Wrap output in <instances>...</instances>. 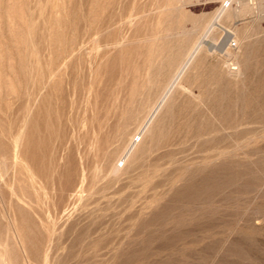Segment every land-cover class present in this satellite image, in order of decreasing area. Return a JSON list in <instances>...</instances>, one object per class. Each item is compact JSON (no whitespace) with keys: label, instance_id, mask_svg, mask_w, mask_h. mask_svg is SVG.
I'll list each match as a JSON object with an SVG mask.
<instances>
[{"label":"rangeland","instance_id":"obj_1","mask_svg":"<svg viewBox=\"0 0 264 264\" xmlns=\"http://www.w3.org/2000/svg\"><path fill=\"white\" fill-rule=\"evenodd\" d=\"M0 264H264V0H0Z\"/></svg>","mask_w":264,"mask_h":264},{"label":"bare ground","instance_id":"obj_2","mask_svg":"<svg viewBox=\"0 0 264 264\" xmlns=\"http://www.w3.org/2000/svg\"><path fill=\"white\" fill-rule=\"evenodd\" d=\"M228 45H229L230 47L232 46V45L229 44V43H228ZM199 46H200V45H199ZM196 49H197V48H196ZM194 53H195V51H194ZM190 58H191V54L189 55L188 60H189ZM182 67H183V66H182ZM182 67H181V68H182ZM240 71H241V70H240ZM180 73H181V72H180ZM171 75H172V74H171ZM167 77H168V76H167ZM177 78H178V77H177ZM173 81H174V80H173ZM173 83H174V82L171 83V86L174 85ZM143 85H144V84H143ZM168 86H169V85H168ZM171 86H170V87H171ZM170 87H169V88H170ZM164 97H165V96H164ZM131 99H132V98H131ZM109 100H110V99H109ZM157 107H158V106H157ZM127 112H128V111H127ZM152 114H153V113H152ZM125 118H126V117H125ZM123 120H124V119H123ZM145 121H146V120H145ZM147 123H148V120H147L146 122H143V121H142L141 124H140V126L138 127V131H139V130H140V131L143 130V129L145 128V126L148 125ZM180 125H181V124H180ZM210 126H211V125H210ZM108 127H109V126H108ZM117 130H118V129H117ZM136 130H137V129H136ZM108 131H109V130H108ZM140 131H139V132H140ZM212 131H213V130H212ZM139 132H137L136 134L138 135ZM136 134L133 135L134 138H135V135H136ZM180 134H181V133H180ZM116 135H117V134H116ZM139 135H141V134H139ZM193 135H194V134H193ZM214 135H215V134H214ZM216 136H217V135H216ZM216 136H215V137H216ZM133 137H132V138H133ZM115 138H116V137H115ZM115 138H114V139H115ZM211 138H212V137H211ZM116 139H117V138H116ZM210 140H211V139H210ZM219 140H220V139H219ZM116 141H117V140H116ZM116 141H115V142H116ZM132 141H133V140H132ZM220 141H221V140H220ZM222 142H223V141H222ZM103 143H104V142H103ZM122 143H123V142H122ZM133 143H134V142H133ZM218 143H219V142H218ZM166 144H167V143H166ZM209 144H211V143H209ZM101 145H102V144H101ZM104 145H105V144H104ZM132 145H134V144H132ZM132 145H130V147H126V146H125V147L123 148V150L121 151V154H123V156H126L127 154H129V151H130ZM128 146H129V145H128ZM175 146H176V144H175ZM206 146H207V145H206ZM206 146H205V147H206ZM214 146H215V145H214ZM161 147H162V146H161ZM209 147H210V146H209ZM102 148H103V147H102ZM219 148H220V147H219ZM100 150H101V149H100ZM118 150L120 151V149H118ZM208 150H209V149H208ZM175 153H176V152H175ZM121 154H119V155L121 156ZM139 155H140V153H139ZM150 156H151V155H150ZM126 157H127V156H126ZM152 157H153V156H152ZM161 157H162V156H161ZM174 158H175V157H174ZM206 158H207V157H206ZM207 159H208V158H207ZM209 159H210V158H209ZM122 160H123V159H122ZM149 160H150V159H149ZM163 161H164V160H163ZM117 162H118V161H116L115 164L111 167V172H113V173H114V172H117V173H118V171H120V170H119L120 168H119V165L117 164ZM145 163H146V162H145ZM156 163H157V162H156ZM205 164H206V163H205ZM139 166H142V164L139 163ZM142 167H144V166H142ZM211 169H212V168H211ZM147 171H148V170H147ZM184 172H185V171H184ZM208 172H209V171H208ZM208 172H207V173H208ZM207 173H206V174H207ZM111 174H112V173H111ZM191 174H192V173H191ZM192 176H193V175H192ZM209 177H210V175H209ZM197 183H198V182H196V184H197ZM186 184H187V183H186ZM196 184H195V185H196ZM183 185H184V184H183ZM211 186H212V185H211ZM190 187H191V186H190ZM204 196H205V195H204ZM204 196H203V197H204ZM187 197H188V196H187ZM191 197H192V196H191ZM209 197H210V196H209ZM191 201H192V200H191ZM190 204H191V203H190ZM193 213H194V212H193ZM193 213H192V214H193ZM201 219H202V218H201ZM206 229H207V228H206ZM234 229H235V228H234ZM228 232H229V231H228ZM239 239H240V238H239ZM242 250H243V249H242ZM256 254H257V253H256ZM259 254H260V253H259ZM245 259H246V258H245ZM258 259H259V257H258ZM259 263H260V262H259Z\"/></svg>","mask_w":264,"mask_h":264}]
</instances>
